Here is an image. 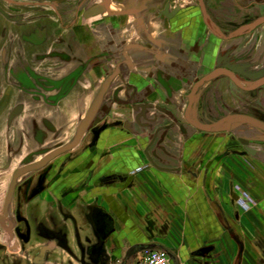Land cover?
<instances>
[{
    "label": "crops",
    "instance_id": "crops-1",
    "mask_svg": "<svg viewBox=\"0 0 264 264\" xmlns=\"http://www.w3.org/2000/svg\"><path fill=\"white\" fill-rule=\"evenodd\" d=\"M88 7L73 35L64 31L73 46L60 51L63 79L48 82L49 103L38 115L59 126L80 123L118 71L97 116L106 130L94 153L69 167L77 173L62 182L63 195L46 194L61 209L44 211L45 235L32 226L27 259L16 243L13 261L121 264L130 249L146 247L169 250L179 264H264V137L250 127L245 135L242 127L205 133L185 118L192 87L232 49L240 58L264 55V29L220 41L219 27L242 24L233 0H91ZM241 38L252 41L247 53ZM217 83L197 92L195 121L225 117ZM139 252L128 264H138Z\"/></svg>",
    "mask_w": 264,
    "mask_h": 264
},
{
    "label": "flooded vegetation",
    "instance_id": "flooded-vegetation-1",
    "mask_svg": "<svg viewBox=\"0 0 264 264\" xmlns=\"http://www.w3.org/2000/svg\"><path fill=\"white\" fill-rule=\"evenodd\" d=\"M90 1L0 0V264H16L13 258L17 244L21 256L27 259L32 226L37 225L40 237H43L47 220L44 211L48 207L61 209L59 200L50 203L46 194L55 197L63 195L62 182L77 173L75 168L69 167L77 158L91 154L106 130L105 125L101 124L91 127L80 144L47 162L51 154L71 145L80 124L59 126L55 118L38 113L42 111L41 105L49 103L46 97L48 82H62L63 79L58 74L62 65L58 61L63 56L60 51L73 46L72 42L67 43L68 37H65L64 31L72 30L73 35ZM233 1L241 11L235 17L240 16L242 24L230 25L231 30L219 27L217 32L222 42L230 41L236 33L247 29L246 26L264 20V0H249L242 4L238 0ZM68 16L71 21L66 25L64 19ZM224 16L228 19L230 15ZM248 29L253 30L251 33L264 29V23ZM69 40L73 41L72 37ZM233 51L227 53L211 73L225 70L233 75L240 86L227 75H221L204 86L217 81L214 95L219 92L221 98L225 95L228 97L231 87L245 94L257 95L264 87V55L259 58L253 54L241 55L240 58L233 55ZM68 57L70 63L75 62L73 56ZM55 91L59 92L58 89ZM209 93L211 90L204 91V95ZM220 102L229 110L225 100L221 99ZM254 107L258 108L257 105ZM261 110L259 107L258 111ZM250 116L258 118L253 114ZM186 123L191 125L188 121ZM190 127L198 130L193 125ZM67 130L68 138L65 139ZM94 132H100L98 139H95ZM183 132L187 133L185 128ZM259 144L264 145L263 142ZM249 153L248 149L243 148L240 157L245 158ZM93 173L91 169L88 170L85 185L89 184ZM44 247L41 244L36 257L42 256Z\"/></svg>",
    "mask_w": 264,
    "mask_h": 264
},
{
    "label": "water",
    "instance_id": "water-1",
    "mask_svg": "<svg viewBox=\"0 0 264 264\" xmlns=\"http://www.w3.org/2000/svg\"><path fill=\"white\" fill-rule=\"evenodd\" d=\"M262 23H264V20L258 21L256 23L251 24V25H248L245 28H247V29L248 28H255L256 26H258L259 24H262ZM118 75H119V73H118V71H116L115 73L110 75L104 81V83L101 87L100 93L98 94L96 100L93 102V104L89 108L85 117L81 120V122L78 126L76 138L71 143V145L60 150L59 152H55V153L51 154L47 158V162L54 159L55 157L62 154L63 152H66V151L71 150L74 147H76L83 140L84 136L90 130V128L97 125L98 113L102 107V104L104 102V99L106 97L108 90L110 89L113 81L116 79V77ZM221 75H227V76L231 77L234 80V82L238 86H240L239 82L233 77V75L231 73L225 71V70L219 69V70H216L212 73H209L207 76H205L204 78L199 80L194 85L192 92L188 97L189 105H188L186 115H185L186 121H188L191 125H193L195 128H197L199 131H202L205 133L221 132V131L231 132V131H233L237 128H240L242 126H248V127L253 128V129L261 132L262 134H264V121L260 120L258 118H255L253 116L247 115V114H241V113L229 114V115H226L225 117H223L217 121L210 122L209 124H202V123H199V122H197L191 118V113H192L193 106L195 103L196 94L199 91V89L201 87H203L204 84H206L207 82L214 80L215 78H217ZM262 82H264V80ZM260 84H261V82H260ZM102 131H103V129H102ZM94 134H95V139H98L100 132H94ZM18 176L19 175L15 176L12 187H14L15 180L17 179ZM142 249L144 250V249H146V247H141V248L140 247H134L133 249H130L127 252V254L125 255V258L123 259L121 264H128V262L134 256V254L138 253ZM165 251L170 256V258L172 259L174 264H179V261H178V258L176 257V255H174L169 250L165 249ZM209 251H210V249H204L201 251V253L202 254L208 253Z\"/></svg>",
    "mask_w": 264,
    "mask_h": 264
},
{
    "label": "rangeland",
    "instance_id": "rangeland-1",
    "mask_svg": "<svg viewBox=\"0 0 264 264\" xmlns=\"http://www.w3.org/2000/svg\"><path fill=\"white\" fill-rule=\"evenodd\" d=\"M248 41H249V38H245V39L244 38H241L240 39L241 48H242V50H243V48L245 49L244 53H247V51H248L245 48L251 42L250 41L248 43ZM258 53H260V51H258ZM244 56H248V55L247 54H244ZM260 56H261V54H258L257 57L259 58ZM226 88H227V86H226ZM230 89L231 90L228 91V93H229L228 94V97H226V95H225V97H222L223 100L226 101V103H227L226 105L230 107L229 110L226 109V112H225L226 114H231V113H233V114L241 113V114H248V115H252L253 114L254 116H257L258 118H260V120H263L264 121V87L255 96L254 95H250V94H245V93L239 92L235 88H232V87ZM222 98H220V99H222ZM237 98H239V100ZM253 105L254 106L257 105L258 108H255ZM259 107L261 109H263V110L258 111L259 110ZM247 127L248 126H242L241 130H238L237 132L238 133L244 132L243 135H245V134H247L246 133L247 130H248ZM256 133L258 134L260 132L257 131ZM65 134H68V130L65 132ZM262 135H264V134H262ZM244 189H245V187H244ZM243 192H246L247 193L248 191H244V190L241 189V194ZM247 194L250 197L252 196L250 193H247ZM242 196H244V195H242ZM254 205H256L255 199H254Z\"/></svg>",
    "mask_w": 264,
    "mask_h": 264
},
{
    "label": "built area",
    "instance_id": "built-area-1",
    "mask_svg": "<svg viewBox=\"0 0 264 264\" xmlns=\"http://www.w3.org/2000/svg\"><path fill=\"white\" fill-rule=\"evenodd\" d=\"M138 264H174V263L165 250L145 249L139 252Z\"/></svg>",
    "mask_w": 264,
    "mask_h": 264
}]
</instances>
